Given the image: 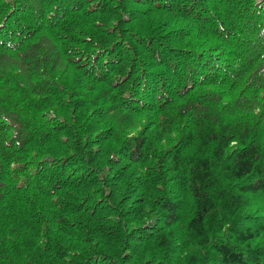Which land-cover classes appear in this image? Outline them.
Masks as SVG:
<instances>
[{
    "label": "trees",
    "instance_id": "obj_1",
    "mask_svg": "<svg viewBox=\"0 0 264 264\" xmlns=\"http://www.w3.org/2000/svg\"><path fill=\"white\" fill-rule=\"evenodd\" d=\"M0 264H264V0H0Z\"/></svg>",
    "mask_w": 264,
    "mask_h": 264
}]
</instances>
